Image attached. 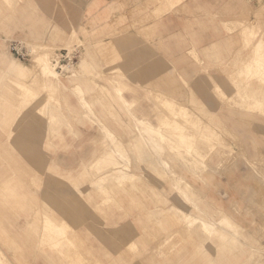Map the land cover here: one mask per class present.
Here are the masks:
<instances>
[{
    "label": "rangeland",
    "instance_id": "374dc122",
    "mask_svg": "<svg viewBox=\"0 0 264 264\" xmlns=\"http://www.w3.org/2000/svg\"><path fill=\"white\" fill-rule=\"evenodd\" d=\"M21 3L0 0V62L32 68L46 47L63 84L25 95L0 63V257L264 264V0H119L97 33L73 35ZM11 40L36 55L18 59ZM61 50L75 54L70 67ZM137 119L172 143L150 146ZM117 152L127 173L99 178Z\"/></svg>",
    "mask_w": 264,
    "mask_h": 264
},
{
    "label": "crops",
    "instance_id": "0c3cea01",
    "mask_svg": "<svg viewBox=\"0 0 264 264\" xmlns=\"http://www.w3.org/2000/svg\"><path fill=\"white\" fill-rule=\"evenodd\" d=\"M118 1L119 0H26V4L23 3L21 4L22 6H24L22 10L23 16L26 17L31 16V21L42 22V23H54L59 27L60 30L63 31H69L75 29L71 32L73 35V34H77L79 30L76 29H80V28H84L82 30L83 33H90V34L97 33L98 30H96L97 28H94L93 25L97 24L98 22L99 12L101 11L102 8H107L108 6H118ZM18 6L19 9H21L20 5ZM25 6L30 7V9L32 10L31 14L29 13V9H27V11L24 10ZM24 11L27 13L25 14ZM172 19H174L173 16H171V20ZM105 26H107V24ZM105 26L103 25L100 26L99 31H101ZM19 27L20 25L17 28ZM14 31L15 34L13 38L18 39V37L22 35V32L20 31V29H14ZM214 43L215 41H212L210 45L211 44L213 45ZM140 57L141 56L139 54L137 59V66L140 65L139 63ZM142 62H144V58H142ZM0 63H1V69L11 77L10 79L12 80V82H14L20 88L22 93L25 95H30L34 89L29 88V80H27L24 77V72L26 67L20 66L17 63V60L13 57H8V59H2ZM81 66L83 68L86 66L84 61L81 62ZM71 76H73V74ZM130 81H131V85H135V86L143 85V81H141L138 78H132ZM60 84L63 83H61V81L59 80V85ZM137 120H143V119H137ZM116 155L117 156L119 155L118 158L117 159L114 158L110 160V162H106L107 165L110 164L111 162L119 161L120 163L116 165L115 168H122L126 171V169L122 167L120 161L121 158H123L122 153L117 152ZM108 168L109 169L105 171V173L103 174L109 175L110 170H112L113 168L111 167ZM216 205L219 206V211H222L223 204L219 200ZM3 256L4 254L1 252L0 262L4 264H11L9 259H5Z\"/></svg>",
    "mask_w": 264,
    "mask_h": 264
},
{
    "label": "bare ground",
    "instance_id": "6f19581e",
    "mask_svg": "<svg viewBox=\"0 0 264 264\" xmlns=\"http://www.w3.org/2000/svg\"><path fill=\"white\" fill-rule=\"evenodd\" d=\"M8 2H9V0H7ZM17 1V0H16ZM162 2H163V0H162ZM164 2H165V0H164ZM171 3H173V2H171ZM160 4H161V2H160ZM163 4V3H162ZM161 4V5H162ZM174 4V3H173ZM166 6V5H165ZM162 7V6H161ZM164 8V7H163ZM166 8V7H165ZM162 10V9H161ZM160 13V12H159ZM245 44H246V42H245ZM36 46H34V48H30V52L31 53H33V54H35L36 55V51L37 50H35L36 48H35ZM38 48L40 49L38 52H37V57H36V60L34 61V67H26V69H25V72H24V77L27 79V80H29V88H32V89H47V90H51V89H53V88H58V86H60L59 85V79H58V76H57V72H56V70H55V67H54V63L51 61V49L49 50V49H47L46 47H39L38 46ZM253 48V47H252ZM257 51V50H256ZM251 53V52H250ZM257 54V53H256ZM258 55H259V53H258ZM260 57V56H259ZM239 61V60H238ZM254 61V60H253ZM21 62V61H20ZM246 62V61H245ZM256 62H257V65L258 64H260V66H258L259 68H263V66H264V57H263V55H261V57L260 58H257L256 59ZM11 63V62H10ZM247 63V62H246ZM253 63H255V62H253ZM235 64V63H234ZM243 64H245V63H243ZM248 64V63H247ZM20 65H22V64H20ZM17 67V66H16ZM254 67H256V66H254ZM254 67L252 68H250V64H249V66H248V68L249 69H254ZM10 68H12V67H10ZM240 68V67H239ZM238 71V70H237ZM256 71V70H255ZM253 72H254V70H253ZM240 73H241V71H240ZM252 73V72H251ZM254 74V73H253ZM256 74V73H255ZM240 75V74H239ZM248 75V74H247ZM251 76H252V74H251ZM255 76V75H254ZM237 78V77H236ZM28 82V81H27ZM98 84H100V83H98ZM106 85V84H105ZM121 85V84H120ZM78 87V86H77ZM100 87H101V84H100ZM119 88H121V87H119ZM109 89V88H108ZM115 89V88H114ZM117 89V88H116ZM43 90V91H44ZM78 90H79V92L81 91V93H82V90L78 87ZM97 90V89H96ZM99 91H101V90H99ZM103 91V90H102ZM119 93L120 92H122V91H119V90H117ZM58 92V91H57ZM109 92V91H108ZM112 92V91H111ZM110 92V93H111ZM97 93H98V90H97ZM48 94H49V92H48ZM91 94V93H90ZM93 94H96V93H93ZM100 94H102V92H100ZM54 95V94H53ZM53 95H51V96H53ZM47 96V95H46ZM97 96V95H96ZM103 96V95H102ZM100 97V96H99ZM113 97V96H112ZM104 98H106V96H104ZM234 98V97H233ZM84 99H86V98H84ZM164 99V98H163ZM81 100V99H80ZM106 100V99H105ZM165 100V99H164ZM85 101H87V100H85ZM104 101V100H103ZM166 101V100H165ZM164 101V102H165ZM88 102V101H87ZM166 103H168V101L166 102ZM172 103V102H171ZM86 104V103H85ZM88 104V103H87ZM86 104V105H87ZM163 104V103H162ZM123 105V104H122ZM168 105H166L165 107H167ZM125 107V106H124ZM168 107H170V106H168ZM173 107V106H172ZM88 108H90V107H88ZM185 108V107H184ZM172 109V108H171ZM170 108H168V109H166V110H171ZM90 110H92L91 108H90ZM165 110V111H166ZM180 110V109H179ZM250 110V109H249ZM183 111H185V110H183ZM262 111H264V110H262ZM168 112V111H167ZM181 112V111H180ZM182 113V112H181ZM185 113H187L186 111H185ZM169 114V113H168ZM172 114V113H171ZM174 114V113H173ZM176 114H178L177 112H176ZM183 114V113H182ZM181 114V115H182ZM170 116V115H169ZM174 116V115H173ZM134 117V116H133ZM181 116H179V118H180ZM185 117V116H184ZM172 118V117H171ZM174 118V117H173ZM132 119V118H131ZM170 120V119H169ZM176 120V119H175ZM165 121V120H164ZM166 121H167V119H166ZM172 121V120H171ZM162 122V121H161ZM176 122V121H175ZM175 122H173V124H175ZM191 123V122H190ZM163 124V123H162ZM164 124H170V123H168V122H164ZM178 124V123H177ZM139 125H141V126H145L146 127V131L148 130V132H147V135L145 136V135H140V134H138V135H140V139H142L143 141H145L146 143H151V145L150 146H155L154 148H156V144L155 143H153V142H158V140L156 139V138H159L160 139V143H161V140L162 141H166V139L167 138H169V137H167V135L166 134H164L163 133V130L164 129H161L160 131H157L156 129H155V127L150 123V122H148L147 120H136V126H139ZM176 125V124H175ZM102 126H103V124H102ZM170 126V125H169ZM178 126V125H177ZM160 127V126H159ZM164 127V126H163ZM175 126H172L171 128H174ZM196 127V126H195ZM106 128V127H105ZM160 128H162V127H160ZM176 128V127H175ZM107 129V128H106ZM169 129H170V127H169ZM168 129V130H169ZM140 130H143V128L142 129H140ZM139 130V131H140ZM106 131V130H105ZM166 131V130H165ZM173 131H174V129H173ZM176 131H178V130H176ZM180 131V130H179ZM107 132V131H106ZM142 132V131H141ZM144 132V131H143ZM196 132V131H195ZM170 134V133H169ZM105 135V134H104ZM106 135H107V133H106ZM105 135V136H106ZM166 135V136H165ZM171 135V134H170ZM111 136V135H110ZM185 137V136H184ZM170 138H171V136H170ZM170 138H169V141H170ZM174 138V137H173ZM179 138V137H178ZM111 139V138H110ZM109 139V140H110ZM113 140H114V138H112ZM111 139V140H112ZM172 139V138H171ZM185 139V138H184ZM157 140V141H156ZM174 140V139H173ZM149 141V142H148ZM176 141V140H175ZM178 141V140H177ZM111 142V141H110ZM171 142V141H170ZM214 142V141H213ZM143 143V142H142ZM145 143V144H146ZM152 143H153V145H152ZM172 143V142H171ZM175 143V142H174ZM179 143V142H178ZM180 143H181V141H180ZM206 143H208V142H206ZM155 144V145H154ZM169 144V143H168ZM177 144V143H176ZM144 145V144H143ZM158 145V144H157ZM160 145V144H159ZM181 145V144H180ZM119 146V145H118ZM177 146V145H176ZM160 147H161V145H160ZM151 149H154L153 147H150ZM160 149V148H159ZM148 152V151H147ZM156 152V151H155ZM161 152H162V150H161ZM180 152V151H179ZM176 153V152H175ZM174 153V154H175ZM196 153V152H195ZM200 153V152H199ZM156 155V154H155ZM119 156V155H118ZM192 157V156H191ZM190 157V158H191ZM195 157H198V156H195ZM194 157V158H195ZM121 158V157H120ZM157 158H159V157H157ZM193 158V159H194ZM117 159V158H116ZM159 159H163V158H159ZM155 160V159H154ZM157 160V159H156ZM155 160V161H156ZM164 160V159H163ZM198 161V160H197ZM122 162V161H121ZM192 162V161H191ZM120 162L119 161H117V162H112L111 163V165L113 166L112 168V170H110V175H117L116 177H121V175L122 174H124V173H127L126 171H124V169H122V168H115L116 167V165H118ZM162 163V162H161ZM165 163V162H164ZM195 163V162H194ZM193 163V164H194ZM153 164H156V165H154V166H158L160 163H159V160H157V163H155V162H153ZM125 165V164H124ZM115 166V167H114ZM167 166H168V164H167ZM198 166H200V165H198ZM160 167H161V164H160ZM164 168H166L165 167V165L163 166ZM115 168V169H114ZM153 168H155V167H153ZM158 169V168H157ZM163 169V168H162ZM167 169V168H166ZM202 169V168H201ZM155 170V169H154ZM131 172V171H130ZM156 172H158L157 170H156ZM164 172V171H163ZM106 176L107 174H99V178L100 177H102V176ZM108 176V175H107ZM165 178V177H164ZM167 178V177H166ZM55 179V178H54ZM97 179V181L99 180L98 178H96ZM101 180H102V178H101ZM103 181H105V179L103 180ZM102 181V182H103ZM98 182H100V181H98ZM54 184V183H53ZM102 184V183H101ZM100 184V185H101ZM175 184V183H174ZM93 185V184H92ZM60 186L62 187V185L60 184ZM98 186V185H97ZM58 187H59V185H58ZM57 187V188H58ZM77 187V186H76ZM93 187V186H92ZM55 188H56V186H55ZM64 188V187H63ZM62 188V189H63ZM94 189L96 188V187H93ZM104 188V187H103ZM61 189V188H60ZM93 189V190H94ZM58 191H59V188H58ZM95 191V190H94ZM57 192V191H56ZM97 192V191H96ZM158 221V220H157ZM200 222V221H199ZM202 222V221H201Z\"/></svg>",
    "mask_w": 264,
    "mask_h": 264
},
{
    "label": "built area",
    "instance_id": "2783aa9c",
    "mask_svg": "<svg viewBox=\"0 0 264 264\" xmlns=\"http://www.w3.org/2000/svg\"><path fill=\"white\" fill-rule=\"evenodd\" d=\"M8 47L10 52L18 59L29 60L31 58L30 50L19 40H11ZM61 51L62 52L60 53V58L57 64L59 65L60 63H62L63 65H59V68L70 67V65L75 62V54L69 56L67 50Z\"/></svg>",
    "mask_w": 264,
    "mask_h": 264
}]
</instances>
